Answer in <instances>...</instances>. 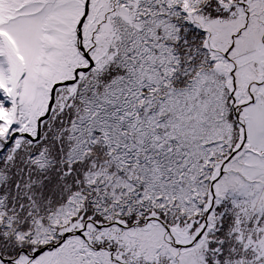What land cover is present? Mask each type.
Here are the masks:
<instances>
[{
	"label": "snow or ice",
	"instance_id": "6c2138e0",
	"mask_svg": "<svg viewBox=\"0 0 264 264\" xmlns=\"http://www.w3.org/2000/svg\"><path fill=\"white\" fill-rule=\"evenodd\" d=\"M0 264H264V0H0Z\"/></svg>",
	"mask_w": 264,
	"mask_h": 264
}]
</instances>
